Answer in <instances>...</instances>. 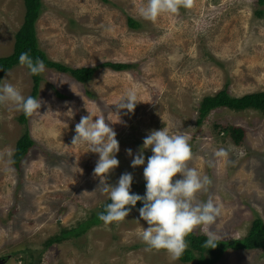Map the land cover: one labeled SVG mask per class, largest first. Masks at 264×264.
Masks as SVG:
<instances>
[{
  "label": "rangeland",
  "instance_id": "374dc122",
  "mask_svg": "<svg viewBox=\"0 0 264 264\" xmlns=\"http://www.w3.org/2000/svg\"><path fill=\"white\" fill-rule=\"evenodd\" d=\"M43 3L37 33L50 60L72 68L105 62L132 68H98L87 83L45 68L41 108L26 123L14 105L0 104V264L9 259L14 264L24 251L36 264H196L173 261L165 250L146 251L140 234L148 225L139 211L46 248L47 239L87 220L109 200L93 174L98 154L86 144L72 145L75 125L88 111L104 115L119 142V166L107 175V183L115 185L122 174L131 173V191L144 195V166L131 167L127 150L138 154L149 132L166 126L170 134L190 137L188 166L211 181L196 201L211 198L220 209L214 223L194 232L205 235L203 229H210L218 240L230 242L244 238L256 218L264 221V113L219 108L198 124L205 97L225 88L233 97L264 91V6L259 0H192L191 7L181 5L176 14L162 13L155 21L139 14L146 0ZM25 14L24 0H0V57L13 53ZM129 18L139 28L130 27ZM2 82L25 97L34 87L22 65ZM133 86L141 102L132 113L116 114L111 104ZM69 109L72 117L65 115ZM222 127L243 129L242 142L236 144L231 132L219 133ZM27 132L35 145L18 169L13 157ZM220 148L228 150L227 158L213 155ZM151 155V149L144 150L145 163ZM216 264H264V253L228 251Z\"/></svg>",
  "mask_w": 264,
  "mask_h": 264
},
{
  "label": "clouds",
  "instance_id": "9594fccd",
  "mask_svg": "<svg viewBox=\"0 0 264 264\" xmlns=\"http://www.w3.org/2000/svg\"><path fill=\"white\" fill-rule=\"evenodd\" d=\"M189 8L192 0H146L139 8V14L145 19L155 21L162 13L176 14L180 6ZM19 63L26 66L31 75H39L45 71V64L40 58L33 60L28 52L19 56ZM141 102L135 86L126 90L124 95L115 103L116 114L121 110L132 113L136 105ZM11 103L17 111L31 116L41 108L40 98L25 97L16 86L11 83L0 82V104ZM83 116L75 125V135L72 145L86 144L89 151L98 154L94 168V176L99 177V188L107 193L110 203L104 211L98 214V219L105 225L124 220L137 205L140 219L146 221L148 227L143 228L140 239L146 244V251L165 250L173 261L178 260L186 251L188 244L186 236L197 226L211 225L219 215L220 209L210 198L199 203L196 196L206 191L211 181L208 176L201 174L188 166L193 153L186 134H170L168 127L161 130H151L144 138L138 154L133 155L131 167H143L145 180V194L131 192L133 176L131 173L122 174L115 185L106 182V177L119 166L116 154L119 152V142L116 132L106 123L104 115ZM65 115L73 116L69 109ZM95 117L96 119H93ZM151 149L152 155L145 163L144 150ZM88 151V152H89ZM213 155L217 159L227 158L228 150L220 148ZM180 174V178L173 179ZM102 186V187H101ZM139 221V220H138ZM207 237L203 247L214 249L217 247V235L210 229H203Z\"/></svg>",
  "mask_w": 264,
  "mask_h": 264
},
{
  "label": "trees",
  "instance_id": "16d2710c",
  "mask_svg": "<svg viewBox=\"0 0 264 264\" xmlns=\"http://www.w3.org/2000/svg\"><path fill=\"white\" fill-rule=\"evenodd\" d=\"M24 3L26 6L25 19L21 28L16 33L14 51L7 57H0V82H2L6 73L17 66H20L19 56L23 52H28L33 60L36 58L43 60L45 68L54 69L60 73L70 74L81 83L89 82L94 77L98 68H110L118 72L126 71L129 68H132V64L113 62H105L98 67L72 68L62 63L50 60L47 54L40 48V41L37 33V22L44 9L43 0H24ZM259 5L264 6V0H259ZM262 14L263 10L258 12V15L261 16ZM129 25L130 27L137 29L139 28L140 23L133 18H129ZM32 78L34 81V87L30 96L38 98L42 77L41 74H39L32 75ZM219 108H229L238 112L252 109L264 113V91L246 94L242 97H233L228 92V89L225 88L213 96H207L203 99L199 107L198 124H203V121L208 117V115L212 111ZM27 119L28 116L24 113L20 117V121L22 123H26ZM221 132H231L234 136L236 144H240L244 138V130L241 128L222 127L219 133ZM34 145L35 142L28 132L24 133L18 140L13 157L16 168L19 169L21 167V164L25 161ZM131 192L141 195L137 191ZM110 202V199L106 201L99 209L94 211V213L87 220L79 222L71 229L62 230L60 234L47 239L45 242L46 248H49L54 243H61L72 237H81L91 228L103 225L104 223L98 219V214L104 211L105 205ZM140 207H142V203L138 201L137 205L132 208L130 212L138 211ZM185 239L188 247L180 257L182 261H195L196 264H216L228 251L261 250L264 253V221L259 217L256 218L248 234L244 238L230 242L217 240L218 245L214 249L203 247V244L207 239L206 235L197 234L192 231ZM23 255L24 256L21 258H14V264H18L19 261H21L22 264H36L30 260V255H28L27 252L24 251ZM7 260L8 258H4V261ZM9 260V263L11 264V259Z\"/></svg>",
  "mask_w": 264,
  "mask_h": 264
}]
</instances>
